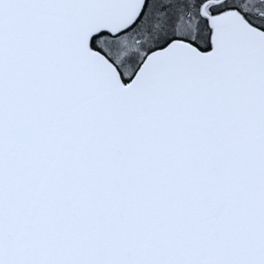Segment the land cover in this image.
<instances>
[{
    "label": "snow or ice",
    "instance_id": "6c2138e0",
    "mask_svg": "<svg viewBox=\"0 0 264 264\" xmlns=\"http://www.w3.org/2000/svg\"><path fill=\"white\" fill-rule=\"evenodd\" d=\"M0 264H264V0H0Z\"/></svg>",
    "mask_w": 264,
    "mask_h": 264
}]
</instances>
